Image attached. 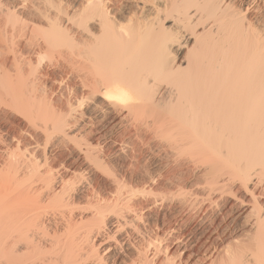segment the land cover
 Instances as JSON below:
<instances>
[{
    "label": "bare ground",
    "instance_id": "6f19581e",
    "mask_svg": "<svg viewBox=\"0 0 264 264\" xmlns=\"http://www.w3.org/2000/svg\"><path fill=\"white\" fill-rule=\"evenodd\" d=\"M23 2L0 0V264H264V40L229 0Z\"/></svg>",
    "mask_w": 264,
    "mask_h": 264
},
{
    "label": "snow or ice",
    "instance_id": "6c2138e0",
    "mask_svg": "<svg viewBox=\"0 0 264 264\" xmlns=\"http://www.w3.org/2000/svg\"><path fill=\"white\" fill-rule=\"evenodd\" d=\"M264 2V0H262ZM27 0L19 4L20 9L28 8ZM229 11L232 18L239 27L247 30L250 33H256L260 36L261 40H264V7L260 8L259 14L255 12V0H229ZM39 67V65H37ZM107 99L114 100L118 99L121 103H127L130 99L126 92H122L120 96L108 95ZM57 110H63V105L57 106ZM264 166V165H262ZM248 183L247 180L244 181ZM261 187H264V180H262Z\"/></svg>",
    "mask_w": 264,
    "mask_h": 264
},
{
    "label": "rangeland",
    "instance_id": "374dc122",
    "mask_svg": "<svg viewBox=\"0 0 264 264\" xmlns=\"http://www.w3.org/2000/svg\"><path fill=\"white\" fill-rule=\"evenodd\" d=\"M49 71H50V73L53 75V78H56L57 79V81H59L60 79H62L63 78V76L65 77V75H62L61 76V71L60 70H57V69H52V68H50L49 69ZM63 74V73H62ZM66 78V77H65ZM65 78H63L62 80H63V85H65L66 83H68V81H69V83L68 84H71V82H70V80H67V82H66V79ZM65 81V82H64ZM75 81V83L77 82L76 80H74ZM73 81V82H74ZM67 85V84H66ZM70 100H72V101H74L72 98L70 99ZM54 154H55V156H57L58 158H57V161L58 162H61V161H63V159L65 158V159H67V153L65 152V151H59V152H57V153H55L54 152ZM61 155V156H60ZM165 159H164V158ZM167 159V160H166ZM171 161H172V159H170V157L169 156H165V155H163V153H162V172H165V173H168V172H170L172 169L171 168H173L172 167V164H171ZM148 162V160H147V156H146V154H143V155H141V158H140V161H139V164H138V168H139V170L140 171H142V172H148V171H150V170H152V167L153 166H151L150 165V167L148 166L149 165V163H147ZM164 168V169H163ZM167 168V169H166ZM148 170V171H147ZM168 171V172H167ZM217 210V209H216ZM215 209H213V211H210L208 214H207V216H206V220H208V222L209 221H212L213 220V217H215L216 216V214H217V211H216ZM215 211V212H214ZM172 212V211H171ZM164 213V210H162V214ZM214 214H215V216H214ZM213 216V217H212ZM212 219V220H211ZM162 220H163V222H165V218L163 219L162 218ZM170 221V220H169ZM172 222V221H171ZM167 223H168V220H167Z\"/></svg>",
    "mask_w": 264,
    "mask_h": 264
}]
</instances>
